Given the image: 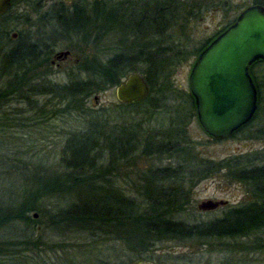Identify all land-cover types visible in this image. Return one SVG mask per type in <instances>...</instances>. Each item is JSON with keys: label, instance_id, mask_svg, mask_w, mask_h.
I'll return each instance as SVG.
<instances>
[{"label": "rangeland", "instance_id": "obj_1", "mask_svg": "<svg viewBox=\"0 0 264 264\" xmlns=\"http://www.w3.org/2000/svg\"><path fill=\"white\" fill-rule=\"evenodd\" d=\"M40 1L12 0L9 10L0 16V32H22L32 28V26L29 27L28 17H30L31 23L35 24L33 29L37 28L36 21L41 16L39 12L43 11L40 6H37ZM129 1L131 3L122 6L126 12H131L128 15L144 11L142 2L138 4L137 0ZM229 1L238 8L236 14L225 16L221 10L217 13L211 11L204 20L192 23L189 26V32L177 33L176 36H179V42L185 46L184 52L187 55L182 54L174 59L173 70L168 75L169 79L165 80L168 86L157 85V88H149V94H154L158 100L160 98L159 108H152L155 113L151 118L149 117L151 113L149 108H137L140 109L137 111V109L131 107L126 109L120 105L115 97L116 86L90 98L88 106L93 111H85L84 116L61 115L58 118H51L47 124L44 122L40 124L38 116L31 118L25 106H12V111L19 113L16 118L19 121V128H10L4 133L0 132V155L3 156H0V162L5 163L4 165L0 164V206L6 207V204L1 203L2 201H12L7 205L13 209L9 212L17 210L22 198L28 197L26 200L29 201L37 195L40 188L42 189V184L39 185L38 179L40 176L62 172V168L64 169V143L69 137L68 134L85 132L84 128H89L93 123L88 115L95 114L104 115L103 121L107 123L109 120L110 125L113 126L116 124L123 126L130 118H134L136 122L146 120L147 123L144 126L146 129H150L147 128L149 126L155 127L153 131L154 135H157L158 141L163 142L165 139H169L170 145L184 148L179 153L162 152L145 160L141 159V150L139 149L134 160L135 164L131 167L130 163H127L125 168L124 166L122 168L126 177L116 179L110 185L117 191L121 189V193L126 199L134 203L141 200L135 187L137 179L135 180L132 176L127 178L128 173L131 175V172H135L137 168H149L148 170H151L149 173L168 166L177 168L180 164L184 166V162L190 160L195 162L196 169L204 170L197 175V178L185 180L190 181V185H193L190 187L191 209L176 216L175 220L187 225L209 222L221 218L227 209L251 201L253 189L237 182L235 177L242 168L250 169L264 165V65L252 68L259 83L257 115L230 138L214 140L209 137L200 127L196 111L191 106V100H188L190 94L188 77L199 56L195 52H198L202 46L205 47L211 39L228 26L231 19H235L242 10L253 5L256 0ZM109 8L110 11H115L119 9V5L111 4ZM125 16L129 18L123 20L124 26L128 20L138 18L137 16H127L126 13ZM40 24L42 25L41 22ZM121 26L123 27V25ZM122 27L111 32L108 36L107 44L110 45V48L114 46L109 51L110 57L120 49H124L125 53L132 54V51L126 49L125 42L130 41L131 45L133 35H139L140 40L144 43L150 37V34H144V32L130 34V31L126 29L122 32L120 29ZM40 28L49 31L52 29L51 27L48 29V26ZM152 38H155L154 33ZM58 49H63V47ZM173 49H176V45L165 48L166 51ZM190 53L191 56H189ZM145 70L143 69V71ZM147 72L149 71L146 70L145 73ZM168 73L170 71L166 72V74ZM66 76V71L62 70L50 82L64 84L67 82ZM95 97L97 100H94ZM143 107L141 106V108ZM109 108L115 109L114 112ZM127 111H131L133 115H128ZM39 112L37 111V113ZM170 129L173 132L172 136L167 134ZM96 161L102 165V168H106L110 162L108 158L101 159V157ZM186 169L189 170L187 166ZM45 177L46 179L41 183H44L50 190H44V194L39 201H36V205L26 211H28L27 217L33 222L34 237L42 238V243L46 242V244L37 250L33 249V251L29 250L27 253H23L24 256L17 259L7 260V262L15 263L24 258L28 261L26 264H264V230L247 238L217 241L203 239L199 242L194 239L176 243L163 239L146 254H141V251L132 247L131 240L129 242L122 240L117 232L111 236V240H108L106 233L98 228L85 231L73 228L72 224L65 225L63 222L57 226L52 225V216L56 215L57 218L54 221H59L61 212L80 203L82 194L77 195L75 192V195L70 190L63 191L62 189L65 187H70L68 181H63L62 186L59 181H51L52 175ZM143 186H139L140 191H143ZM81 191L88 192L84 189ZM16 200L18 203L15 202ZM205 200H224L228 204L225 208L222 207L212 212L200 213L196 211V204ZM16 203L17 205H15ZM15 225L19 228L11 227ZM25 226L24 222L18 223V221L14 225L6 224L5 228H0V234H4L6 238H11L12 235L14 238L18 234L21 235ZM12 244H16V242L12 241ZM2 261H6V258H3Z\"/></svg>", "mask_w": 264, "mask_h": 264}, {"label": "trees", "instance_id": "obj_2", "mask_svg": "<svg viewBox=\"0 0 264 264\" xmlns=\"http://www.w3.org/2000/svg\"><path fill=\"white\" fill-rule=\"evenodd\" d=\"M256 4L264 7L263 0H256L253 5ZM143 7V12H136L137 14L134 12V14L128 15L131 12H126L125 9H122V5H119L118 10L110 11V14L104 18V24H102V20L101 22L95 20L97 22L95 32H108L109 36L111 32L123 25L120 28L122 32L125 29L130 31V34L155 32V38L151 39L150 36L146 40L148 42L144 43L140 40L139 35H133L131 45L130 41H128L129 43L125 42L126 49L132 51V54L125 53L124 49H120L119 52L109 56L106 62L101 61V65L88 69H75L64 84L50 81L41 85L28 84L22 82L20 78H15L11 73L12 69L0 68V132L4 133L10 128H19V121L16 119L19 113H8V111H12L11 107H16V105H23L27 109L35 111L33 115L36 116L39 115L36 112L41 111L40 116H44L45 124L51 118H58L61 115L84 116L85 111H93L88 106L90 98L105 92L108 88L119 85L120 81L130 73L142 74L150 89L168 86L165 80L169 79L168 75L173 70L174 59L182 54L187 55L184 52L185 46L179 42V36H176L177 33L189 32V26L192 23L204 20L211 11L217 13L221 10L225 16L238 12V8L233 6L229 0H159L155 15L151 13L146 15L149 4ZM125 13L127 16H137L138 18L128 20L124 26L123 20L129 18L125 16ZM98 17L102 18L101 15ZM235 19H231L228 26ZM227 27L221 30L218 35ZM122 32H120L121 35ZM213 39L205 47L202 46L199 51L197 50L196 55L198 56ZM151 44L154 46L152 47ZM174 44L176 49L165 50L166 46H175ZM113 48L114 46L110 48L109 45V51ZM152 48L154 49L151 50ZM191 55L190 53L189 56ZM258 65H264V61L253 64L250 68V75L257 89L259 108V83L252 72V68ZM142 68L149 72L145 73L146 70L143 71ZM167 71L170 73L166 74ZM150 94L148 98L135 104H119L126 109L128 107L149 108L151 110L149 117L151 118L155 113L152 108H159L160 98L158 100L154 94ZM188 100H191V106L195 110L191 94H189ZM141 106L144 107L141 108ZM113 108L109 109L114 112ZM127 113L133 115L131 111H127ZM112 115L118 118V116ZM88 117L93 122L91 126L84 128L85 132L68 134L69 137L65 140L62 172L45 175L42 173L43 176L38 178L42 189L38 188L37 195L29 201L26 200L28 197L22 198L20 206L13 212H9L13 209L7 207L12 201L1 202L6 204L7 208L0 206V228H5L6 224L14 225L17 221L18 223L24 222L26 226L22 229L21 235L18 234L14 238L12 235L11 238H6L4 234H0V264H26L28 261L24 258L15 263L7 262V260L17 259L24 256L23 253H27L29 250L33 251V249L37 250L46 244V242L42 243V238L34 237L33 222L27 217L28 211L26 210L36 205V201L41 199L44 190H50L44 183H41L46 179L45 176L50 175L53 176L51 181H59L62 186L63 181H68L70 187H65L62 189L63 191L70 190L74 194L75 192L77 195L82 194L80 203L66 209L67 211H62L59 221L55 222L54 219L57 217L56 215L52 216V225L57 226L63 222L65 225L72 224L73 228L85 231L98 228L106 233L108 240H111V236L117 232L122 240L128 242L131 240L132 247L141 251V254H146L163 239L176 243L194 239L199 242L203 239L217 241L247 238L264 230V165L250 169L242 168L236 173L237 182L253 189L251 201L227 209L221 218L187 225L175 220L176 216L191 209L190 187L193 185H190V181L185 180L197 178V175L204 169H196L195 162L190 160L184 162V166L182 164L177 168L168 166L153 173H149L151 171L148 170L149 168H137L135 172H131V175L128 173L127 177L132 176L135 180L137 179L135 187L141 200L134 203L125 198L121 189L117 191L110 187L112 181L123 176L126 177L125 171L122 170L123 166L125 168V164L130 163L129 166L132 167L135 164L134 160L139 149L141 150V159L145 160L162 152L179 153L184 148L170 145L169 139H165L163 142L158 141L157 135H154L153 131L155 127L149 126L147 128L150 129H146L144 126L147 123L146 120L136 122L134 118H130L127 122L125 121L123 126L119 124L113 126L110 125L109 120L107 123L103 121L104 115L95 114L88 115ZM167 134L172 136V129L168 130ZM177 135L179 134L177 133ZM100 157L101 159L108 158L110 161L106 168H102V165L96 161ZM0 164L4 165L5 163L2 161ZM186 166L189 170L186 169ZM141 185H144L143 191L139 190ZM83 189L88 192L81 191ZM37 204L41 206L39 203ZM11 227L19 228L16 225ZM12 241L16 244H12ZM3 258H6V261H2Z\"/></svg>", "mask_w": 264, "mask_h": 264}, {"label": "water", "instance_id": "obj_3", "mask_svg": "<svg viewBox=\"0 0 264 264\" xmlns=\"http://www.w3.org/2000/svg\"><path fill=\"white\" fill-rule=\"evenodd\" d=\"M8 8L9 0H0V15ZM259 61H264V7L256 4L242 10L234 23L209 43L188 77L198 123L212 139L230 138L254 118L258 93L250 68ZM148 95L149 86L138 73L129 74L115 87L116 100L121 104H135ZM227 204L224 200H205L195 208L206 213Z\"/></svg>", "mask_w": 264, "mask_h": 264}, {"label": "flooded vegetation", "instance_id": "obj_4", "mask_svg": "<svg viewBox=\"0 0 264 264\" xmlns=\"http://www.w3.org/2000/svg\"><path fill=\"white\" fill-rule=\"evenodd\" d=\"M141 2L142 6L149 4L146 15H155L159 0L136 1L138 4ZM129 3V0H41L37 6L43 11L39 12L41 16L36 21L37 28L33 29L35 24L28 17L29 27L32 28L22 32H0V68L12 69V75L24 83L41 85L55 79L62 70L66 71L68 79L75 69L101 65L100 62H106L110 55L108 32H95V20H102L104 24L111 4L123 6ZM11 6L12 0H9V8ZM41 26L52 29L44 30ZM153 33L150 32V36ZM26 110L30 116H36L33 115L35 111ZM38 122L45 123L44 116H40Z\"/></svg>", "mask_w": 264, "mask_h": 264}]
</instances>
